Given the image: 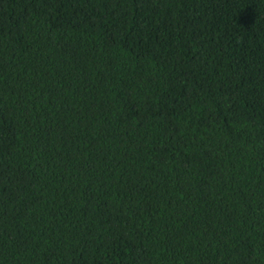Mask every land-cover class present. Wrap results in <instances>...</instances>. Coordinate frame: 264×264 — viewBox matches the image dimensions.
I'll list each match as a JSON object with an SVG mask.
<instances>
[{
  "label": "trees",
  "instance_id": "trees-1",
  "mask_svg": "<svg viewBox=\"0 0 264 264\" xmlns=\"http://www.w3.org/2000/svg\"><path fill=\"white\" fill-rule=\"evenodd\" d=\"M0 264H264V0H0Z\"/></svg>",
  "mask_w": 264,
  "mask_h": 264
}]
</instances>
